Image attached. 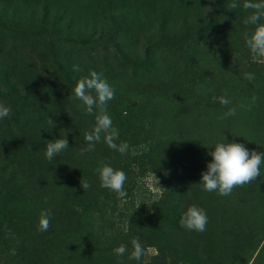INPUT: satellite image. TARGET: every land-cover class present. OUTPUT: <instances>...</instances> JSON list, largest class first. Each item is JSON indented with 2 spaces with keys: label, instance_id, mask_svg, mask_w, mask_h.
Listing matches in <instances>:
<instances>
[{
  "label": "trees",
  "instance_id": "obj_1",
  "mask_svg": "<svg viewBox=\"0 0 264 264\" xmlns=\"http://www.w3.org/2000/svg\"><path fill=\"white\" fill-rule=\"evenodd\" d=\"M225 3L0 0L2 16L36 18L42 12L90 37L76 42L105 44L102 57L78 56L67 67L79 68L72 74L76 82L94 70L114 88L107 110L119 130L117 144L128 145L122 155L101 140L80 155L95 120L85 115L75 84L69 78L45 81L39 60L1 40L0 102L11 112L0 120V264H264V164L256 180L228 196L204 191L200 181L209 153L224 138L264 152V63L248 60L243 34L250 27L240 18L231 26L217 22L231 15L222 12ZM3 33L16 35L8 28ZM190 36V49L179 54ZM233 107L236 114L225 116ZM66 129L68 148L49 161L46 145ZM101 162L126 175L131 169L157 175L159 195L126 209L115 192L101 187ZM85 180L91 185L86 190L80 186ZM134 186L127 180L124 189ZM193 203L208 216L204 232L181 226ZM43 210L51 213L46 232L38 227ZM136 237L154 253L129 259ZM121 244L128 251L118 256L114 249Z\"/></svg>",
  "mask_w": 264,
  "mask_h": 264
},
{
  "label": "clouds",
  "instance_id": "obj_2",
  "mask_svg": "<svg viewBox=\"0 0 264 264\" xmlns=\"http://www.w3.org/2000/svg\"><path fill=\"white\" fill-rule=\"evenodd\" d=\"M241 6L245 11L250 10V14L244 21L246 26H251L250 31H245L243 34L245 45L254 62L264 63V0H243L242 5L240 0H231V3L228 4V10L231 11ZM74 70L79 71V68L74 66ZM244 77L249 81L255 79L253 73H245ZM73 91L75 97L83 102L85 115H92L95 120L92 129L84 134L86 146L80 147L79 154L84 155L94 151L96 143L101 142V140L109 148L122 155L125 154L128 145L126 142L117 144L119 130L113 126L112 118L107 110L108 102L115 96L114 88L101 73L90 70L87 76L77 80ZM219 100L225 106L230 103L226 96L220 97ZM10 112L11 107L0 102V120L8 117ZM235 114L236 108L233 107L228 109L225 116H234ZM50 123L52 125L53 121L51 120ZM68 131L70 130H63L62 137L60 136V138L46 145L45 157L49 161H52L57 154L68 148L66 139ZM209 155L211 160L207 163V170L202 172L200 181L204 191L217 192L221 196H228L235 187L250 184L256 180L260 176V167L264 164V152L250 151L244 144L228 142L225 138L224 141L214 145ZM97 171L101 187L115 192L118 198L123 201L127 196L124 189L127 180L126 173L104 162H101V167ZM80 186L84 190L91 187L87 180L83 183L80 182ZM50 216L51 213L48 210L41 211L38 221L39 231L46 232L49 229ZM180 223L189 231L204 232L208 223V216L202 207L193 203L184 211ZM131 243L132 251L129 259L140 260L145 254V249L140 243L139 237L134 238ZM127 251L128 249L124 244L114 249L118 256H123Z\"/></svg>",
  "mask_w": 264,
  "mask_h": 264
},
{
  "label": "rangeland",
  "instance_id": "obj_3",
  "mask_svg": "<svg viewBox=\"0 0 264 264\" xmlns=\"http://www.w3.org/2000/svg\"><path fill=\"white\" fill-rule=\"evenodd\" d=\"M207 3L211 4L213 0H205ZM222 4L225 3V0H221ZM231 3V0L222 5V12H230V16L221 19H218L219 23H225L223 20L227 21V25L234 24L235 18H240L242 22L247 18L246 14H240L238 9L228 10V4ZM207 12H210L207 10ZM209 14L206 13L205 17ZM243 15V16H242ZM36 18H25V19H10L6 16L0 15V41H4V44L8 43L15 44L16 47L22 50L23 56L27 55L33 57L40 61L41 71L45 77V81L52 80L55 81L57 77L61 79H68L73 82L72 85L76 84L73 80V73L75 70L67 67L70 61H77V57H87L95 56L96 58L102 57L104 53L102 50L105 49V44L101 42H76L77 39L88 40L90 37L84 35H79L76 33L73 27L67 25L56 23L55 20L51 17L42 16V12L36 13ZM205 19V18H204ZM213 26V25H212ZM217 25H214V27ZM197 27V24L194 25L192 29ZM251 28V26H248ZM6 28L12 29L16 35H11L4 37L3 33ZM194 37H188L183 43H181L180 49L177 50L181 54L185 49H190ZM73 39L75 41H72ZM37 51L40 55L37 54ZM248 60L253 61L251 54L248 57ZM21 64L24 65L26 71L32 73L33 66L27 60L23 58ZM0 89L4 90L5 86L0 77ZM139 148L133 150V153L138 152ZM155 176V177H154ZM157 184H156V181ZM128 183H132L134 188L127 192V196L121 206H124L130 211L134 210L138 203L145 202L148 203L150 200L156 198L161 189L162 182L160 177L151 173H139L136 169H131L127 175ZM126 180V181H127ZM154 253L152 247H147L145 249L144 257H148ZM4 254V253H0Z\"/></svg>",
  "mask_w": 264,
  "mask_h": 264
}]
</instances>
